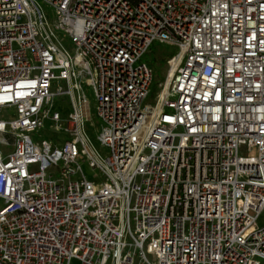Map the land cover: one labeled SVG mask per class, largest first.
Returning a JSON list of instances; mask_svg holds the SVG:
<instances>
[{
    "label": "built area",
    "instance_id": "2783aa9c",
    "mask_svg": "<svg viewBox=\"0 0 264 264\" xmlns=\"http://www.w3.org/2000/svg\"><path fill=\"white\" fill-rule=\"evenodd\" d=\"M263 211L264 0H0V264H261Z\"/></svg>",
    "mask_w": 264,
    "mask_h": 264
},
{
    "label": "rangeland",
    "instance_id": "374dc122",
    "mask_svg": "<svg viewBox=\"0 0 264 264\" xmlns=\"http://www.w3.org/2000/svg\"><path fill=\"white\" fill-rule=\"evenodd\" d=\"M42 10L44 12V14L46 15V17L50 20L53 21L54 20V11L52 8L46 6V5H42ZM176 52V49L173 47H168V46H163L159 43H154L151 47H150V52L147 53L144 57H143V61L146 62L151 68H152V74H153V93L155 94V92L158 91L157 89V85L159 83H161L164 79V63L167 61H170V59H165V56H169L170 54H173ZM85 95L87 97V99L89 100V106H90V114H91V123L87 124V130L88 133L90 135L91 141L93 143V145L96 147V149L99 151V153L102 156H105L107 151L106 149L102 148L97 142H96V135L98 133L99 130V126H100V121L97 119V117L95 116V104H94V99L92 96V92L89 88L83 86ZM153 99H154V95H152V97H148L145 100V104H150L153 105ZM56 105H59L62 101L61 99L56 98ZM49 128V124H46V127L44 129H42L41 131H39L37 134H35L32 139L34 142L41 140L42 138L48 139L50 136V130ZM55 136H62L60 133H57ZM82 170L84 175L86 176V178L88 179H92V176L94 174L93 171H91L90 169H88L86 167V165L82 166ZM258 224L264 225V211L261 214V217L258 221ZM70 264H79L76 260L71 261ZM261 264H264V262H261Z\"/></svg>",
    "mask_w": 264,
    "mask_h": 264
}]
</instances>
